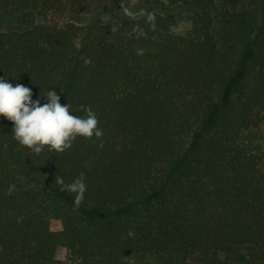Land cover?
<instances>
[{"label":"trees","instance_id":"trees-1","mask_svg":"<svg viewBox=\"0 0 264 264\" xmlns=\"http://www.w3.org/2000/svg\"><path fill=\"white\" fill-rule=\"evenodd\" d=\"M0 78L91 107L104 132L36 155L0 117V264H60L61 247L77 264H264V0H0ZM81 172L76 206L55 177Z\"/></svg>","mask_w":264,"mask_h":264},{"label":"clouds","instance_id":"clouds-1","mask_svg":"<svg viewBox=\"0 0 264 264\" xmlns=\"http://www.w3.org/2000/svg\"><path fill=\"white\" fill-rule=\"evenodd\" d=\"M125 14L133 19L147 17V22L155 30V16L153 13L141 10L133 12L130 8L123 9ZM113 33L118 27L113 25ZM137 38L146 37V32L138 26L133 30ZM138 55H143V49H137ZM85 65L92 63L91 59L84 58ZM33 92L23 84L8 82L0 78V117H4L13 124V139L30 152L40 155L45 150L63 154L73 147L78 138L87 140H102L103 130L99 127V120L91 107H83L85 116L72 114L71 105L61 104V96L55 90L48 91L45 103L33 100ZM6 147V145H5ZM102 149L103 142L99 144ZM55 183L61 185V191L74 195V204L79 206L87 191L85 173L81 172L70 183H65L60 176L55 177ZM128 236L134 238L135 232L130 230Z\"/></svg>","mask_w":264,"mask_h":264},{"label":"rangeland","instance_id":"rangeland-1","mask_svg":"<svg viewBox=\"0 0 264 264\" xmlns=\"http://www.w3.org/2000/svg\"><path fill=\"white\" fill-rule=\"evenodd\" d=\"M253 0H237V2L233 3L232 0H228V4L232 5L234 8L236 9H243L248 7ZM96 16V15H94ZM93 15L89 14V15H82V17H80L78 19L79 23H86L89 22L90 20L93 19L94 17ZM7 26V25H6ZM13 27V26H7L6 28H4V30ZM53 229L55 230H60L61 227V223L58 220H54L53 221ZM57 259L60 262V264H77L69 255L68 251L65 248H60L58 250L57 253Z\"/></svg>","mask_w":264,"mask_h":264}]
</instances>
